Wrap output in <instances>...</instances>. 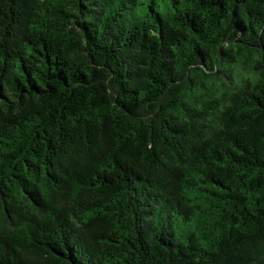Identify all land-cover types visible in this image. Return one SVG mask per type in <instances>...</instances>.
<instances>
[{
  "label": "trees",
  "instance_id": "obj_1",
  "mask_svg": "<svg viewBox=\"0 0 264 264\" xmlns=\"http://www.w3.org/2000/svg\"><path fill=\"white\" fill-rule=\"evenodd\" d=\"M0 264H264V0H0Z\"/></svg>",
  "mask_w": 264,
  "mask_h": 264
}]
</instances>
